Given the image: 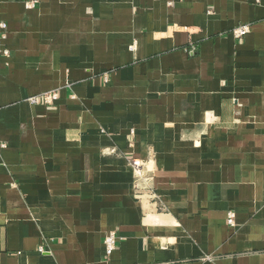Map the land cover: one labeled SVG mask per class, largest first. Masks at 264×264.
Returning <instances> with one entry per match:
<instances>
[{"label":"crops","instance_id":"1","mask_svg":"<svg viewBox=\"0 0 264 264\" xmlns=\"http://www.w3.org/2000/svg\"><path fill=\"white\" fill-rule=\"evenodd\" d=\"M26 1L0 0V264H264V0Z\"/></svg>","mask_w":264,"mask_h":264},{"label":"built area","instance_id":"2","mask_svg":"<svg viewBox=\"0 0 264 264\" xmlns=\"http://www.w3.org/2000/svg\"><path fill=\"white\" fill-rule=\"evenodd\" d=\"M36 3L37 0H27L25 2L28 8H34L36 6ZM7 26H8L7 22L0 20V29H1L2 38L6 37ZM249 30H250V26L248 24H242L233 29V34L235 37L241 38L244 37L249 32ZM190 52L195 53L194 48H191ZM4 53L7 55L8 50H4ZM58 98H59V91L50 90L34 96H30L27 100L31 104L42 103L47 106H54ZM131 163L133 165L136 175L138 176L141 175L142 161L139 159H133ZM235 218H236V214L234 211L228 212L227 222L230 226H235ZM104 244H105L106 254L107 255L112 254L117 247V235L115 231H110L106 234L104 239ZM40 250L44 251L45 249L41 247Z\"/></svg>","mask_w":264,"mask_h":264}]
</instances>
